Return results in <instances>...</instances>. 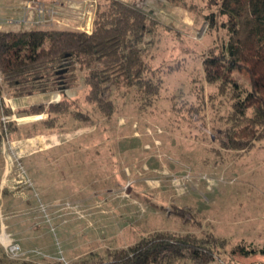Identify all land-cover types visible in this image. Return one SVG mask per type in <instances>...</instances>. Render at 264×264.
I'll list each match as a JSON object with an SVG mask.
<instances>
[{
	"label": "rangeland",
	"instance_id": "374dc122",
	"mask_svg": "<svg viewBox=\"0 0 264 264\" xmlns=\"http://www.w3.org/2000/svg\"><path fill=\"white\" fill-rule=\"evenodd\" d=\"M124 1L161 24L156 35L145 40L153 39L145 45L146 59L162 68L161 93L150 106L134 89L107 85L102 98L114 102L111 115L85 102L83 74L76 88L64 92L17 99L5 95L6 106L14 112L11 119L23 130L3 143L0 236L7 234L11 244L0 238V251L7 263L70 262L94 249L128 247L159 231L206 230L227 243L220 264H264L263 255L246 258L232 252L241 243L264 248V138L246 152L223 150L215 141L208 96L217 88L204 77L203 57L211 49L217 52L227 39L223 29L205 19L218 8L207 10V0H188L193 10L165 0ZM98 2L0 0V31L68 29L91 34ZM223 20L218 17L219 25ZM229 82L250 94L247 72L235 70ZM201 85L205 132L191 122L184 105L195 99ZM64 98L79 99L91 119L79 122L64 115L54 129L46 130L41 122L47 113H17ZM218 103L220 118L226 107Z\"/></svg>",
	"mask_w": 264,
	"mask_h": 264
},
{
	"label": "trees",
	"instance_id": "16d2710c",
	"mask_svg": "<svg viewBox=\"0 0 264 264\" xmlns=\"http://www.w3.org/2000/svg\"><path fill=\"white\" fill-rule=\"evenodd\" d=\"M98 1L91 34L68 29L0 31V165L4 141L23 130L11 119L14 112L6 106L5 95L17 99L64 92L76 88L82 74L87 87L85 102L98 105L105 115L114 112V102L102 98L107 85L116 90L134 89L150 106L160 95L164 84L162 68L153 67L151 60L146 59L145 49V45L153 43V39L145 41L147 36L156 35L160 22L123 0ZM165 1L195 9L188 0ZM207 1V10L215 6L218 11L205 15V19L227 36L217 52L211 49L203 57L204 77L217 88L208 96L210 109L214 110L213 135L223 150L246 152L264 138V0ZM219 16L224 17L220 25ZM235 70L249 74L250 94L232 88L229 80ZM195 96L184 105L191 122L205 132L208 124L204 85ZM217 103L226 107L220 118ZM174 105V110L180 112L181 108ZM17 113H47L48 118L41 122L46 130L54 129L57 119L64 115L70 114L79 122L91 119L79 99L68 98L59 103L34 104ZM216 123L220 125L217 127ZM176 213L185 215L179 208ZM203 233L159 231L142 236L128 247L94 249L70 262L44 259L43 263H7V255L1 250L0 264H220L226 254V241L206 230ZM232 252L246 258L264 256V248L245 243Z\"/></svg>",
	"mask_w": 264,
	"mask_h": 264
},
{
	"label": "bare ground",
	"instance_id": "6f19581e",
	"mask_svg": "<svg viewBox=\"0 0 264 264\" xmlns=\"http://www.w3.org/2000/svg\"><path fill=\"white\" fill-rule=\"evenodd\" d=\"M58 97H59V96H58ZM57 100H58V99H57ZM36 119H38V118L36 117ZM0 238H1L2 242H3L6 246H9V245L11 244V240H10V238H9V236H8L7 234L3 233V234L0 236Z\"/></svg>",
	"mask_w": 264,
	"mask_h": 264
},
{
	"label": "crops",
	"instance_id": "0c3cea01",
	"mask_svg": "<svg viewBox=\"0 0 264 264\" xmlns=\"http://www.w3.org/2000/svg\"><path fill=\"white\" fill-rule=\"evenodd\" d=\"M124 1V0H123ZM37 118H39V117H37Z\"/></svg>",
	"mask_w": 264,
	"mask_h": 264
}]
</instances>
